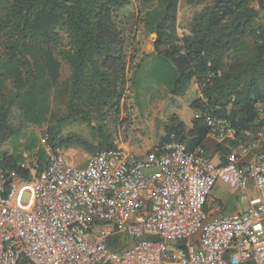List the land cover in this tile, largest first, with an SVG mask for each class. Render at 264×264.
<instances>
[{"label": "trees", "instance_id": "obj_1", "mask_svg": "<svg viewBox=\"0 0 264 264\" xmlns=\"http://www.w3.org/2000/svg\"><path fill=\"white\" fill-rule=\"evenodd\" d=\"M141 1L147 8L138 24L154 37L150 70L156 81L171 97H182L191 81L200 93L190 105L198 113L192 127L171 117L150 152L171 134L188 151L203 147L205 116L232 124L234 150L242 146L243 155L252 149L264 137V0H187L200 9L186 26L177 23L179 0ZM130 3L0 0V149L17 142L24 128L46 124L43 139L53 148H78L89 157L117 150L110 125L128 118L125 102L132 97L136 103L141 88L119 23ZM62 62L70 71L65 80ZM71 126L88 127L98 143L64 134ZM34 160L28 166L21 154L0 153L2 167L24 179L34 165L37 173L43 170V150Z\"/></svg>", "mask_w": 264, "mask_h": 264}, {"label": "built area", "instance_id": "obj_2", "mask_svg": "<svg viewBox=\"0 0 264 264\" xmlns=\"http://www.w3.org/2000/svg\"><path fill=\"white\" fill-rule=\"evenodd\" d=\"M204 120L228 153L221 163L171 134L157 152L101 150L82 167L43 139L46 164L29 179L0 164V264H264V151L242 167L232 124ZM218 181L246 200L243 212L211 216ZM119 236L132 241L122 251Z\"/></svg>", "mask_w": 264, "mask_h": 264}, {"label": "rangeland", "instance_id": "obj_3", "mask_svg": "<svg viewBox=\"0 0 264 264\" xmlns=\"http://www.w3.org/2000/svg\"><path fill=\"white\" fill-rule=\"evenodd\" d=\"M130 2V6L119 15V23L126 41V52L132 56L133 66L138 65L140 69L141 88L138 92L136 103L132 97L125 102L127 113L124 112V114L128 115V118H120L121 120L116 122L117 128H113L110 125V129L114 133V143L117 145V149L130 156L142 157L152 151L165 135L164 129L169 124L170 118H164V115L171 103H169L170 97L167 95V88L163 83L156 81V78L150 70L154 55L152 52L154 37L146 34L142 29V25L138 24L139 14L144 8H147V5L141 0H130ZM199 9L200 7L192 6L187 0H179L177 23L180 26H186L194 13ZM261 20L264 22V17L261 16ZM69 74L68 65L62 62L60 71L61 80L67 79ZM193 85L194 82L190 83L188 88L191 89ZM193 98L194 96L188 90L184 96L176 100V103L180 102L181 104ZM160 101L161 104L164 103V110L162 109L158 113L157 105ZM151 116H158L159 118H150ZM181 119L185 122L188 121L187 118ZM45 130L46 124L24 128L17 142L2 147L0 153L6 151L8 154H21L25 158L26 165L33 164L39 149L43 150L41 142L43 141V133ZM64 134L79 136L93 144L98 143L97 138L94 139L95 136H93V133L86 126L67 127L64 130ZM30 141H35L34 148L27 150L26 145ZM262 150L259 149L257 153H260ZM63 154L74 167H82L89 158V155L78 148H69L64 150ZM213 162L216 163L214 160ZM230 192L231 190L226 184L218 181L212 196L215 199H221L229 195ZM26 198L24 196V203L26 202ZM114 241L121 246L118 251L128 248L132 243L131 239L125 236L116 237Z\"/></svg>", "mask_w": 264, "mask_h": 264}, {"label": "crops", "instance_id": "obj_4", "mask_svg": "<svg viewBox=\"0 0 264 264\" xmlns=\"http://www.w3.org/2000/svg\"><path fill=\"white\" fill-rule=\"evenodd\" d=\"M193 82L194 81H191L190 83H193ZM189 85L186 88L185 94L189 90V92L192 94V96H194V98L187 102H182L183 104L182 103L180 104V102L176 103V100H178L180 97H171L169 94H167L170 97L169 103L171 104H170V107L166 109V113L164 115V118H171V117L177 118L180 122L183 123L184 127L187 129H190L192 127L193 119L198 116V113H195L190 108V105L193 102V100L195 101L200 97L197 84L194 82V85L193 87H191V89L188 88ZM163 104L164 103L161 104V101L158 103L157 105L158 113L162 111V109L164 110ZM142 118H145V117H142ZM150 118H159V117L151 116ZM181 118H187L188 121L185 122ZM259 149H263L262 151H264V137L260 139V141L252 149H250L243 155L241 154L242 146L240 145L236 147V149L234 150V153L239 159L240 163L242 164V167H246L249 164L254 162L255 158L259 154L257 153ZM194 152H196L197 154L201 156L207 157L211 159L212 161L214 160L216 164L221 163L224 160V158L228 155V153L224 150V148L221 145L211 142L207 139L203 147L196 149ZM215 187L213 188L209 201H208V210L213 218L225 217L232 213L243 212L245 210L247 206V202L246 200L240 199V196L238 194H234L230 192L229 195H227L226 197H223L221 199H215L212 196V193L215 190ZM256 193L257 192L251 187L249 188L247 196L250 197V196L255 195Z\"/></svg>", "mask_w": 264, "mask_h": 264}]
</instances>
